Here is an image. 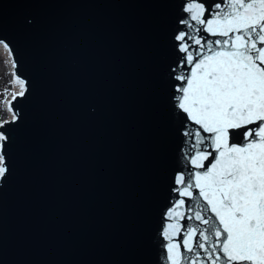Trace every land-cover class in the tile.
I'll use <instances>...</instances> for the list:
<instances>
[{"label": "water", "instance_id": "water-1", "mask_svg": "<svg viewBox=\"0 0 264 264\" xmlns=\"http://www.w3.org/2000/svg\"><path fill=\"white\" fill-rule=\"evenodd\" d=\"M186 3L0 0V40L27 86L0 128V264H166V213L195 129L173 100L189 71L174 39L188 31Z\"/></svg>", "mask_w": 264, "mask_h": 264}, {"label": "snow or ice", "instance_id": "snow-or-ice-1", "mask_svg": "<svg viewBox=\"0 0 264 264\" xmlns=\"http://www.w3.org/2000/svg\"><path fill=\"white\" fill-rule=\"evenodd\" d=\"M183 12L188 18L180 23L188 31L174 39L183 54L178 67L187 65L189 71L175 76L173 100L195 129L184 132L191 170L174 177L180 199L166 213L164 259L166 264H264V0H223L210 8L187 0ZM200 32L216 39L205 40ZM0 47L13 88L10 100L4 89L2 103L11 116L0 120L3 128L18 119L12 101L23 97L27 86L17 75L9 44L0 40ZM7 140L0 131V179L8 171ZM185 198L193 202L187 213Z\"/></svg>", "mask_w": 264, "mask_h": 264}, {"label": "rangeland", "instance_id": "rangeland-1", "mask_svg": "<svg viewBox=\"0 0 264 264\" xmlns=\"http://www.w3.org/2000/svg\"><path fill=\"white\" fill-rule=\"evenodd\" d=\"M5 58L0 56V120L5 119L4 118V109H3V101L5 99L4 95V89L8 88L9 92L12 89V86L9 84V81L11 80L10 75L8 74V70L5 64Z\"/></svg>", "mask_w": 264, "mask_h": 264}, {"label": "bare ground", "instance_id": "bare-ground-1", "mask_svg": "<svg viewBox=\"0 0 264 264\" xmlns=\"http://www.w3.org/2000/svg\"><path fill=\"white\" fill-rule=\"evenodd\" d=\"M0 56L4 57L5 60L8 59L7 54L4 52V50H3L2 47H0ZM6 67H7L8 72L10 73V72H11L10 64H6ZM10 78L12 79L11 75H10ZM12 91H13V88L11 89V91L9 92V95H8V97H7L9 100L11 99V95H10V93H11ZM15 91H19L18 86H17V88L15 89ZM3 109H4V113H5L4 118H5V119L10 118L11 114H9V113L6 111V109H5L4 106H3ZM2 120H3V119H2Z\"/></svg>", "mask_w": 264, "mask_h": 264}]
</instances>
